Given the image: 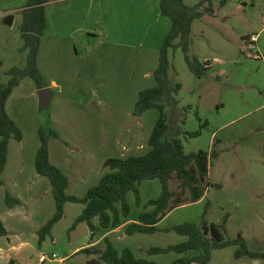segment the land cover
Masks as SVG:
<instances>
[{
    "label": "rangeland",
    "instance_id": "374dc122",
    "mask_svg": "<svg viewBox=\"0 0 264 264\" xmlns=\"http://www.w3.org/2000/svg\"><path fill=\"white\" fill-rule=\"evenodd\" d=\"M28 1L0 0V83L9 82L7 73L13 68L27 66L23 17L17 16L10 26L5 24L3 14L25 6ZM201 1L185 0V3L194 7ZM222 1H226L225 6ZM109 2L61 0L52 5L51 27L44 35L38 55L39 70L54 94L52 106L40 107L39 89L31 78L23 79L8 100L7 113L21 129L23 141H10L9 164L2 176L0 213L11 239L0 237L1 264H10L11 258L17 259V264H42V256L48 258L46 264H106L100 254L72 255L91 242L88 225L75 226L84 211L83 204L67 203L63 219L40 242V231L55 216L57 205L51 182L37 172L36 158L41 147L39 131L45 129L50 161L70 181L67 195L84 198L109 173L104 168L108 159L140 157L150 150L149 140L160 113L151 110L138 117L135 109L141 92L156 87L154 73L160 65L158 27L148 15L154 3L122 1L125 15L130 16L128 30L110 35ZM213 6L214 17L205 16L193 25L190 55L202 63L210 60L215 70L199 79L188 68L181 49L171 53V76L182 84L178 95L180 107L188 110L183 130L188 134L200 132L197 138L182 137L185 151L210 153L211 185L203 200L169 213L155 234L128 236V224L105 237L119 252L130 249L138 259L171 264L199 254L148 253L151 248L185 243L188 238L173 228L189 222L223 225L227 220V239L236 240L242 235L250 251H264V109L249 115L250 102L257 104L259 99L250 92L255 94L257 90L250 88L252 84H247L249 88L235 89L234 82L219 74L224 68L222 61L243 58L244 36L257 34L263 28L264 0H216ZM112 15L118 19L121 14L116 11ZM93 23L100 27V32L89 37L85 29ZM78 26L83 30L75 32ZM115 41H123L125 46L116 45L119 42ZM235 93L244 104L235 102L232 97ZM170 187L180 192L179 181H171ZM161 192L159 180L144 181L140 186V205L135 193H129V220L137 222L141 214L152 211L147 204L158 199ZM7 194L27 204L25 209L17 208L24 215L8 217ZM102 237H97L99 243L90 247L91 252L105 251ZM236 252L237 247L216 250L208 264H264V260H238ZM54 254L59 259H54ZM64 258L67 260L61 263L59 260Z\"/></svg>",
    "mask_w": 264,
    "mask_h": 264
},
{
    "label": "trees",
    "instance_id": "16d2710c",
    "mask_svg": "<svg viewBox=\"0 0 264 264\" xmlns=\"http://www.w3.org/2000/svg\"><path fill=\"white\" fill-rule=\"evenodd\" d=\"M61 0H29L22 11V35L24 50L28 52L27 66L23 69L13 68L7 75L8 83H0V188L4 186L2 176L6 169L9 156L10 141H23V133L19 126L9 117L7 103L14 91L25 78H31L39 90L48 87L39 67L38 55L42 40L47 29L46 9ZM202 0L198 5L190 7L185 0H160V9L164 17L172 22V28L164 39L160 51V65L154 73L156 87L141 92L136 105L135 115L143 116L146 112L157 110L159 120L149 140V152L140 157L127 159H108L104 168L109 170L101 183L89 190L86 197L68 196L70 185L68 177L50 161L49 136L45 129L39 131L41 147L36 158V169L40 176L49 179L56 200L57 212L53 219L40 231V242L50 235L54 226L65 215L67 203L83 204V213L77 218L75 226L86 223L91 231V241L106 231L114 230L129 219L131 206L127 201L129 193H135L137 203L141 204L140 186L144 181L159 180L162 192L158 199L150 200L147 204L152 211L140 215L137 222L130 223L126 234H155L158 225L173 210L192 205L203 200L210 188V153L205 151L186 153L182 137L197 138L200 132L188 134L183 127L187 120V108L180 107L178 95L182 84L171 76L173 68L171 53L181 49L185 62L190 71L199 79L207 76L209 68L190 55L191 35L193 25L205 16L214 17L213 2ZM226 1H222L225 6ZM2 66V63H0ZM196 118L201 122L198 113ZM57 137L56 133H51ZM179 181L180 192L171 190L170 183ZM8 207L13 209L22 203L19 199L7 194ZM98 221V225L95 223ZM226 222L223 225L204 222L185 223L173 228L181 236L187 237L185 243L167 248H151L150 255L169 254L171 252L184 255L192 251L199 252L195 256H187L171 264H208L213 252L229 247H237L236 259L264 260L263 252H252L245 238L240 235L236 240L226 238ZM8 236V231L0 219V237ZM104 252H91L87 248L81 253L100 254L106 264H160L138 259L130 249L119 252L105 238Z\"/></svg>",
    "mask_w": 264,
    "mask_h": 264
},
{
    "label": "crops",
    "instance_id": "0c3cea01",
    "mask_svg": "<svg viewBox=\"0 0 264 264\" xmlns=\"http://www.w3.org/2000/svg\"><path fill=\"white\" fill-rule=\"evenodd\" d=\"M122 1L124 2L125 0H110V2H109V4H111L110 5V10H111L110 16L112 17L108 22V24H109L108 32L110 31L109 32L110 35L113 33H123V32H125V29L128 30V23H130V19H129L130 16H129V14L125 15V13H126L125 8H124L125 6H124V4H121ZM27 3H26V5H27ZM153 3L154 4L150 5V6H152V8L149 9L150 11H149L148 15L151 16V18H154L155 25H156V27H158V30H157L158 35L156 37H159L158 38L159 39L158 45L160 44V48H162L161 46L164 43V39L172 28V22L170 19H168L162 15L161 9H159L160 8V0H153ZM25 6L15 8V9H12V10L5 12L3 14V18H5V20H4L5 24L11 26V24L8 23L9 18L12 17L13 22H14V20L16 19L17 16H19V15L22 16V11L24 10ZM53 9H54V6H52V5L47 7V9H46L47 29H46L45 34L47 33L48 29L51 27L52 17H50V11H53ZM115 10L120 12V14H121L118 19H116L112 15L113 12H116ZM53 13H52V16H53ZM145 16L147 17V13L145 14ZM139 17H140V15L138 14L137 19ZM138 22H140V20H138ZM99 28L100 27L96 26L93 23L92 25H90V27L86 28L85 30L89 34V37H95V36H98V34L100 32ZM53 30H55V28ZM82 30H83L82 26H78V28L76 29L75 32H79ZM263 35H264V24H263V28L261 29V31L259 33L245 35L244 36L245 45L243 46V51H241L243 58L242 59L236 58V59H234V60H236L234 62L231 61L230 59L222 61L224 68H223L222 72H219L220 76L221 75L225 76V77H227L229 82H234V84L236 85L235 89H243L244 87L247 88L248 87L247 84H252V86L250 88H254L257 90L255 94H252L250 92L251 96H254V97L258 96L259 99H258V101H256L257 104H255L254 102H250V105L252 107L250 110H248L249 115L264 109V41L262 42ZM115 42H119L116 45H119V46L124 45L125 46V43H123V41L122 42L121 41H115ZM128 43L129 42H127V44ZM113 44H115V43H113ZM203 63L207 64L209 71L213 72L215 70L214 64L210 60L206 59ZM220 76H218V77L220 78ZM251 80H252V83H250ZM242 86H244V87H242ZM232 97L235 100V102H237L239 104H244V102L239 98V96L236 93L232 94ZM235 102H234V104H235ZM245 105H247V104H245ZM222 106H223L222 109L224 110L225 105H222ZM253 129H255V128H253ZM248 136H250V135H248ZM236 142L237 141H235V143ZM251 145H253V144H250V146ZM8 164H9V161L6 165V169H7ZM6 169H5V171H6ZM5 171H4V173H5ZM21 203L22 204L18 207H15L13 209L9 208V212H8V214H10V215H8L9 218H16V217H21L22 215H24V214H22V212L18 211L17 208L25 209L27 204L22 200H21ZM0 219L2 220L5 228L8 231V236L2 237V238H6L10 241L11 233H10V230L8 229L6 222L3 219L1 213H0ZM130 223H133V222H131L129 219L125 220L123 225L120 226L119 228L114 229V230H109V231H106L103 234H101V236H103L102 239L107 237L109 235V233H111V232H115V231L119 232V231L125 229L126 225H128ZM97 243H99V241H96V242L91 241L90 244L87 245L86 247L83 246L81 248L76 249L72 253V255H78L81 253L78 251H80V250L82 251L84 249H87V247L90 248V247L96 245ZM11 250L14 251L15 247H12ZM54 255H56V254H54ZM1 259L2 258H0V264H1ZM44 259H46V260H44ZM47 259H48L47 257L42 256V258H40V263L46 264ZM58 259H59V257H58ZM66 260L67 259L64 258V259H60L59 261L61 262V261H66ZM92 261H93V258L90 262H92ZM18 262L19 261L17 259L11 258L10 264H17Z\"/></svg>",
    "mask_w": 264,
    "mask_h": 264
},
{
    "label": "water",
    "instance_id": "95a60500",
    "mask_svg": "<svg viewBox=\"0 0 264 264\" xmlns=\"http://www.w3.org/2000/svg\"><path fill=\"white\" fill-rule=\"evenodd\" d=\"M9 24H13V18H9L8 20ZM40 96V107L42 109H49L52 106V100H53V92L50 88H45L39 91Z\"/></svg>",
    "mask_w": 264,
    "mask_h": 264
},
{
    "label": "built area",
    "instance_id": "2783aa9c",
    "mask_svg": "<svg viewBox=\"0 0 264 264\" xmlns=\"http://www.w3.org/2000/svg\"><path fill=\"white\" fill-rule=\"evenodd\" d=\"M54 257V259H58V256L57 255H54L53 256ZM44 260H46V259H44ZM65 261H61V263H64Z\"/></svg>",
    "mask_w": 264,
    "mask_h": 264
}]
</instances>
